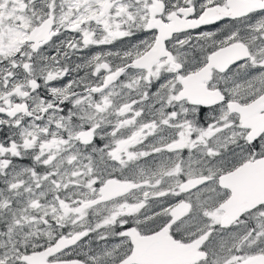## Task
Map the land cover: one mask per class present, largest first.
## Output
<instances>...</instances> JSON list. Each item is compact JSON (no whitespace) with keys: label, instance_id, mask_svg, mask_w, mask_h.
Returning a JSON list of instances; mask_svg holds the SVG:
<instances>
[{"label":"snow or ice","instance_id":"snow-or-ice-1","mask_svg":"<svg viewBox=\"0 0 264 264\" xmlns=\"http://www.w3.org/2000/svg\"><path fill=\"white\" fill-rule=\"evenodd\" d=\"M0 264H264V0H0Z\"/></svg>","mask_w":264,"mask_h":264}]
</instances>
